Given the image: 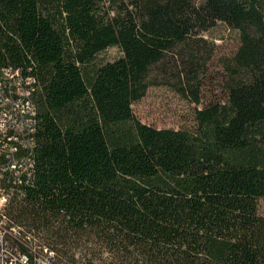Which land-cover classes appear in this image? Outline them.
<instances>
[{
  "label": "trees",
  "instance_id": "trees-1",
  "mask_svg": "<svg viewBox=\"0 0 264 264\" xmlns=\"http://www.w3.org/2000/svg\"><path fill=\"white\" fill-rule=\"evenodd\" d=\"M218 24L239 46L221 59L223 97L199 109ZM110 48L122 56L98 64ZM171 62L162 84L197 105L193 129L133 112ZM0 69L34 79V174L8 211L28 244L96 241L111 264H264V0H0Z\"/></svg>",
  "mask_w": 264,
  "mask_h": 264
},
{
  "label": "built area",
  "instance_id": "built-area-1",
  "mask_svg": "<svg viewBox=\"0 0 264 264\" xmlns=\"http://www.w3.org/2000/svg\"><path fill=\"white\" fill-rule=\"evenodd\" d=\"M34 79L0 69V264H53L54 253L29 244L13 225L8 211L25 178L33 177L37 107Z\"/></svg>",
  "mask_w": 264,
  "mask_h": 264
},
{
  "label": "rangeland",
  "instance_id": "rangeland-1",
  "mask_svg": "<svg viewBox=\"0 0 264 264\" xmlns=\"http://www.w3.org/2000/svg\"><path fill=\"white\" fill-rule=\"evenodd\" d=\"M201 2L202 0H196ZM204 37L211 43L216 44L217 53L209 67V72L205 78V87L203 90V105L210 101L217 100L223 97L221 82L223 79V68L221 59L231 57L239 46L238 33L231 31L226 25L218 24L210 33ZM122 56L118 48H110L98 55L96 62L104 64L113 62ZM165 65V64H164ZM174 63H167L165 71L162 68L153 70L150 81L153 83L149 88L146 96L137 103H134L132 108L135 117L142 123L154 126L158 129H193L194 119L193 114L197 105L189 100L181 97L172 90L169 86L162 84L166 81L173 80L170 73L174 72ZM164 66V67H165ZM259 210L264 214V199L260 201ZM35 244L43 245L48 249L53 247L56 241L45 236V234L35 236ZM94 241L88 243L86 239L68 240L66 244L54 246L63 253L73 256L67 260H60L56 251L54 264H111V259L102 251L101 246ZM53 244V246H51ZM47 246V247H46ZM53 249V248H51ZM108 258V259H107ZM75 261V262H74Z\"/></svg>",
  "mask_w": 264,
  "mask_h": 264
}]
</instances>
